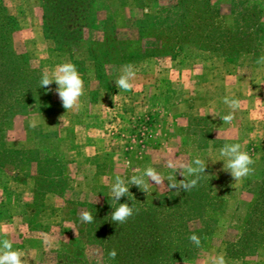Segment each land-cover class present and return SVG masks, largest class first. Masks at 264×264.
Listing matches in <instances>:
<instances>
[{
	"label": "rangeland",
	"instance_id": "374dc122",
	"mask_svg": "<svg viewBox=\"0 0 264 264\" xmlns=\"http://www.w3.org/2000/svg\"><path fill=\"white\" fill-rule=\"evenodd\" d=\"M2 2L18 22L14 47L27 53L32 58L31 66L46 78L44 83L51 101H47L46 92L32 95L30 100L40 107L42 114L35 113L31 105L28 115L8 116L0 125V229L8 235L17 236L23 231L28 236L23 240L0 239L1 256L11 253L1 264H264V247L251 256L234 257L249 252L239 246L240 237L264 181V31L257 32L259 24L264 26V0H94V22L80 30L77 40L66 43L61 51L43 33L40 0ZM213 13L218 15L215 17ZM209 17L210 20L214 17L211 22L216 24L212 27L213 34L223 35L227 31H232L234 37L248 34L252 38L251 55L226 59L212 49L191 45L187 30ZM254 17L258 26L241 25ZM245 28L248 29L243 31ZM178 29L186 32L187 41L175 46L176 39L172 36ZM114 38L118 41L114 42ZM90 52L114 61L103 67L112 80L114 92L124 86H141L142 92L117 96L114 107L104 114L102 109L90 110L98 103L99 108L105 106L102 96L109 94L97 92L99 86L89 63ZM119 58L128 64H117ZM230 76L238 81L226 79ZM236 82L244 87L243 95L242 92L238 95L251 99L245 105L250 106L249 117L244 119L246 133L239 141L214 140L211 122L202 117H188L187 129L189 135L199 140L198 173L212 185L216 177L211 175V159L205 155L210 150L228 160L235 155L232 158L243 173L241 197L233 196L234 205L228 206L225 199L214 195L222 201L214 202L213 213L196 214L191 208L184 218L198 216L204 221L203 227L199 221H191L186 231L176 230L174 234L186 239L185 245L157 247L151 232L154 226L148 217L134 216L127 221L123 217L126 208L133 214L140 213L141 207H157L142 198L133 171L139 164L138 158L151 159L156 150L160 154L164 148L166 134L171 130L162 120L167 103L194 107L204 101L214 103L219 97L230 100L234 98L230 94ZM72 92L83 100L79 101ZM86 92L91 94L89 99ZM62 94L65 96L61 98ZM61 101L66 110L50 115L54 102ZM31 115L43 116L44 125L30 127L26 118ZM79 123H83L82 128ZM25 124L26 136L44 137L47 149H24L18 131ZM63 130L70 137H78L83 146L90 138H97L95 133L106 140L110 150L108 160L115 165L126 162L127 173L121 189L98 185L90 193L82 191L81 173L71 160V152L60 145ZM4 147L15 154L5 153ZM27 151L33 154L24 155ZM34 159L40 162L37 164ZM106 171L107 166L100 165L99 172ZM176 171L180 173L173 172L172 181L161 195L171 186L188 187L198 174L189 175L183 163ZM35 187L58 193H47L43 199L35 200L32 193ZM203 193L205 190L200 188L195 192L198 196ZM228 210L234 213L226 217ZM122 220L129 227L119 224ZM142 234L145 240L140 241ZM228 253L233 256L228 257Z\"/></svg>",
	"mask_w": 264,
	"mask_h": 264
},
{
	"label": "trees",
	"instance_id": "16d2710c",
	"mask_svg": "<svg viewBox=\"0 0 264 264\" xmlns=\"http://www.w3.org/2000/svg\"><path fill=\"white\" fill-rule=\"evenodd\" d=\"M40 1L43 9V33L48 41L54 43L58 51H61L60 49L65 47V44L69 41H76L80 30L87 28L90 23L94 22V0ZM258 13H262V11H258ZM51 14L52 17L49 19V15ZM213 14L215 17L218 15V13ZM251 15L255 16L254 13ZM213 19L214 17L211 20L210 17L206 18L201 25L198 24L199 26L197 25L187 30L188 33L190 32L191 38L189 40L192 42L189 43L191 45L199 49H212L214 52L226 57V59H233L239 55H251L252 38L248 34L245 33L243 37H234L232 31H227L223 35L218 32L213 34L212 27L216 25L215 22H211ZM256 19L257 17H254V19L248 20L245 24L242 23L241 25L245 27L250 24L253 27L255 25L258 26ZM260 25L258 33L264 31V26ZM209 27L210 30H208ZM18 28L17 20L9 15L2 0H0V125L8 116L28 115V107L31 105H34L35 113L42 114L43 111L40 107L30 100L32 95L46 92L48 93L47 101H51V93L45 86L42 73L31 66L32 58L25 52H18L14 47L13 38L18 32ZM246 29L248 28L243 29V31ZM184 33H186L184 30L178 29L177 34L172 36L176 39L175 46L183 41H187ZM113 41L116 42L118 40L114 38ZM57 48L54 49L55 52ZM90 53L89 63L95 70L94 75L99 86L97 92H114L115 88L113 84L110 85L112 80L109 79V76L103 69L111 60L95 57L92 52ZM116 63L128 64L123 58H119ZM27 91H30V93H27ZM85 96L89 99L91 97L90 92H86ZM1 144L4 146V143ZM4 151L8 154H15V152L8 150L6 147H4ZM31 153L33 154V151H27L24 152V155L29 156ZM25 158L24 160H26ZM49 161L53 162V160ZM33 162L38 164L40 160L36 161L34 159ZM193 178L192 184L188 185V187L171 186L167 193L159 197L156 208L146 209L141 207L140 213L133 212V214L129 208H126L127 211H124L125 215H123L125 221L133 219L134 216L136 218L148 217V222L151 226H154L151 228V232L153 233V241L157 247L163 245L165 246L164 248L169 249V246L172 247L173 244H177L180 247L185 245L186 239L176 237L174 235L175 231H186L187 224L191 221H199L203 227L204 221L198 216H188L185 219L184 215H189L191 208L194 209L193 212L196 214L213 213L216 211L214 209V202L219 200L213 195L212 183L203 174L198 173ZM203 184H206V186L204 187ZM198 188L205 190V193L199 196L196 195L195 192H198ZM32 193H34V199L38 200L43 199L47 193L57 194L58 192L52 189L42 190L35 187ZM88 221L91 224V214L88 215ZM125 221L122 220L119 224L129 227ZM144 235L142 234L139 239L140 241L144 239ZM180 242L182 243L179 245ZM239 246L244 247L249 252L240 253L238 256H234L235 258L251 256L259 247H264V181L258 190L256 201L251 209V215L248 216L245 223V229L241 234ZM231 256L233 255L228 253V257Z\"/></svg>",
	"mask_w": 264,
	"mask_h": 264
},
{
	"label": "crops",
	"instance_id": "0c3cea01",
	"mask_svg": "<svg viewBox=\"0 0 264 264\" xmlns=\"http://www.w3.org/2000/svg\"><path fill=\"white\" fill-rule=\"evenodd\" d=\"M134 77L137 78L139 75H134ZM44 79L46 80L45 77ZM226 79L238 81L237 77L235 79L232 76ZM233 88V94H229L234 98L230 100L229 98L219 97L213 101L214 103L204 101V103L195 105L194 107H190L189 104L186 103H180L177 106L167 103L162 120L164 121L163 125L166 127H169L170 125L171 130H169L170 133L168 132V134H166L164 148H161L160 154H157L158 152L156 150L155 156L153 157V155H151V159H146L140 156L138 158L140 160L139 164L133 169L140 183L142 198L144 200H149V205L152 207L157 205L158 197L166 191L167 185L174 177L173 172L180 173V171H176V169H178L182 163L186 166L189 175L198 173L200 166V155L198 153L199 140L196 136L188 134V117H202L209 120L211 122L212 136L214 140L236 142L246 133V123L244 122V119L249 117L250 106L247 107L245 105L250 103L251 99L242 98L241 95H238V93L241 92L243 95L244 91L241 82H236ZM62 90L64 93L67 91L66 88H63ZM149 90L157 93L153 88H150ZM230 90L232 91L231 88ZM199 91L201 92V88H199ZM141 92V86L119 87L115 92H112L113 94L109 93L102 96V103L105 106L99 108L98 106L100 105L98 103L93 105L90 110L99 111L102 109V113L104 114L110 111L112 106L114 107L115 104L113 101L117 96H127L130 93L137 94ZM70 94L77 95V93L73 92ZM63 96H65V94H62L61 98ZM77 99L79 101L83 100L79 95H77ZM63 100H65V98H63ZM59 110H66V104H63L62 101L61 103L54 102L52 111L49 114H55L56 111ZM135 111L137 110L135 109ZM78 116L79 115H76V118ZM80 116L85 118L84 115ZM35 117L36 124H33V119H35ZM43 119L44 117L41 115H31L26 118V121H28L30 127H34L44 125ZM26 125L27 124L21 126L18 131V134L21 135L20 140L24 144V149H37L40 151L47 149V140L44 137L31 139L26 136ZM82 126L83 123H79V127L82 128ZM94 135H96L95 137L97 138H90V141L92 142L87 141L84 146L83 142H81L78 137L75 135L70 137V135L68 136L65 134L64 130L59 135L61 147H68L72 155L71 160L76 163L77 172L81 173L80 188L84 193L92 192L98 185L121 189L127 173L126 162L117 165L111 163V161L108 160L110 150L106 147V140L103 138L101 139L96 133ZM175 143L180 144V146L175 145ZM181 144L184 145L181 146ZM188 144L190 145L188 146ZM86 145H88V147H86ZM150 151L151 153L154 152L152 150ZM62 155L64 157V153ZM205 156L211 159V175L216 177L212 189L213 195H218L225 199V203L228 206L234 205V202L231 199L234 198L233 196H238L240 199L242 193L240 192L241 185L243 182L242 169L232 158H235V155H230V160H228V157L226 158L224 155L210 150ZM100 165L107 166V171L105 173L99 172ZM221 177H225L226 180H222ZM47 199L48 196L46 197L45 202H47ZM227 213L228 214L225 215L226 217L232 215L234 211L228 210ZM20 234L17 236L14 234L8 235L4 230L0 229V239H7L10 237L11 239L16 238L23 240V238L28 237L23 231L20 232ZM2 253L3 251H0V264L4 263L5 257L9 252L4 254V256H1ZM9 254L11 255V253ZM7 259L8 258H6V260Z\"/></svg>",
	"mask_w": 264,
	"mask_h": 264
}]
</instances>
